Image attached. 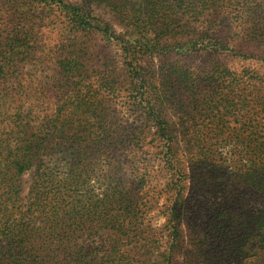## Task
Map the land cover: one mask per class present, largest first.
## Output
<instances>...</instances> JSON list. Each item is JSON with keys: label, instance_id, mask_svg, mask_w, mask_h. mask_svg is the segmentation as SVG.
Segmentation results:
<instances>
[{"label": "rangeland", "instance_id": "1", "mask_svg": "<svg viewBox=\"0 0 264 264\" xmlns=\"http://www.w3.org/2000/svg\"><path fill=\"white\" fill-rule=\"evenodd\" d=\"M59 1L0 0V5L8 9L14 8L13 5L20 8L18 13L13 10L0 13V21L4 24L2 19L9 18L6 28L25 40L30 39V44L34 45L31 65L25 66L24 72L31 69L45 75L38 87H63L65 82H54L58 70L53 64L59 57L79 60L78 71L82 75L77 79L83 82L76 81L71 87H82L90 92L86 100L91 112L82 119L76 112L73 114L76 119L70 136L82 146L74 145L75 153L81 156L70 162L67 169L68 173L74 168L82 171L73 179L77 190L76 207L88 208L91 218L96 219L117 214L121 225L124 224L122 219L129 217L133 230V233L127 232L123 225L125 232L122 229L116 236H109L112 231L105 234L97 229L89 244L107 248L115 243L117 251L135 258L133 264H186L187 252L199 245L200 237L208 231L209 220L228 211L237 232L229 241L236 244L221 245L215 257L219 264H247V151L240 146L247 135L243 127L247 117H233V103L226 98L230 81L236 74L247 78L250 71L258 69L260 53L247 44V36L231 29L230 20H224L227 9L234 11L239 3L231 0L225 4L218 0L217 7H223L213 11L217 10L220 15L217 25L225 27L220 37L235 45L237 53H251V60L235 58L231 52L218 49L182 51L181 45L188 37L185 28L209 23L208 12L215 8L205 6L201 0H61L86 11L89 23L86 28L73 26L68 20L70 10ZM191 6L197 8V12L194 13ZM202 8L205 10L200 13ZM103 25L141 47L133 64L128 62L129 55L118 40L98 30V26ZM189 35L196 36V33ZM165 44L171 48L163 47ZM137 63L143 69L149 67L148 70L134 75L132 67ZM167 76L172 81L187 83L185 87L173 88L168 99L177 112L183 106L178 112L179 120L192 123L188 128L189 136L198 141L191 160L192 151H188L184 141H179L181 136L172 142L173 152H169L166 131L150 111L160 100L154 93L169 88L157 87L158 83L163 85L167 81ZM218 78L222 79V84L215 87L213 84ZM198 80L210 84L188 87ZM237 88H240L237 95L246 89ZM216 110H220L218 116L222 125L218 135L206 128V116ZM79 127L85 130L86 142L77 132ZM205 135L222 136L225 141L212 146L217 140L210 144ZM63 156L70 154L58 157ZM204 165L208 171L221 168L218 171L226 174L230 183L221 189V180L212 182L209 184L212 192L199 194V176H196L199 172L195 169ZM193 170L196 177L191 175ZM213 174L214 179L218 177ZM30 176L31 173L22 176L24 193L28 190ZM114 185L118 186V196L109 194V187ZM176 195L186 203L179 237L169 234L168 224L170 205ZM108 201L111 205L105 206ZM239 236L242 243H238ZM143 244L147 247L143 248ZM142 250L148 252L147 260L139 255Z\"/></svg>", "mask_w": 264, "mask_h": 264}, {"label": "trees", "instance_id": "2", "mask_svg": "<svg viewBox=\"0 0 264 264\" xmlns=\"http://www.w3.org/2000/svg\"><path fill=\"white\" fill-rule=\"evenodd\" d=\"M204 1L201 0L205 6L215 7L208 12L210 21L196 28L195 26L185 28L184 33L188 34V37L181 45L184 47L182 51L189 53L218 49L222 52H231L235 58L251 60V53L248 51L247 55L237 53L235 45H230L229 40L220 37V32L225 27L217 25L220 15L217 10L213 11L218 0H209L208 3ZM230 1L223 0L220 3L226 4ZM234 1L236 4L239 3L238 8L234 11L227 9L224 20H230L231 29L236 30L238 35L247 36V44L260 53L257 57L260 63L258 69L250 71L247 78L238 74L232 78L226 100L233 103V117H247L243 122L247 135L240 143L247 151V264H264V0ZM59 4L70 10L68 20L73 26L78 28L89 26L85 10L81 11L77 5L61 0ZM13 7L8 9L0 5V13L4 14L11 10L20 12L17 5ZM222 7L218 5L217 9L220 10ZM189 8L194 13L197 12L196 7ZM204 10L202 8L200 13ZM2 20L4 24L0 21V264H133L135 258L130 257L128 253L117 251L115 243L107 248L100 245L92 247L89 244L97 229H100L101 233L112 231L109 236H116L124 225L127 232L133 233L131 218L125 217L120 220L124 223L121 225L118 224L120 218L117 214L96 219L91 218V210L88 208L76 207L77 190L73 179L82 171L77 172L78 170L74 168L68 173L67 169L70 162L81 156L75 153L74 145H77V148L82 146L70 136L76 119L73 114L76 112L82 119L89 117L91 112L86 100L90 92L82 87H71L76 81L80 82L79 84L83 82V79L82 81L77 79L82 75V72L78 71L79 60L68 56L59 57L57 63L53 64L58 70L54 82H65L63 87H38L45 75L31 72V69L24 72V67L31 65L34 45L30 44V39L25 40L19 33L6 28L9 18ZM98 30L118 40L129 55L128 62L133 64L135 55L141 51L136 41L122 39L111 27L105 25L98 26ZM191 33H196L197 37L190 36ZM163 47L171 48L168 44ZM131 54L134 56L130 57ZM147 68L149 67L143 69L137 63L133 65L132 72L139 75L148 70ZM143 77L140 82L144 87ZM160 84L158 83L157 87L169 88L159 89L154 93L155 98L160 100L153 104V110L150 111L161 128L166 131L169 152L172 154L171 144L181 136L182 139L179 141H184L188 151H192L189 155L191 160L192 154L197 150L195 145L198 141L189 136L188 128L192 123L188 120L180 121L178 112L182 111L183 106L179 107L177 112L174 104L168 99L173 88L175 90L176 87H185L187 83L172 81L170 76H167V81L162 83L163 85ZM209 84L198 80L188 87H207ZM221 84L222 79L218 78L213 85L217 87ZM237 87L246 89H241L242 93L237 95L240 89ZM219 111L216 110L215 113L206 116V128L213 131L214 135H218L222 126ZM77 132L83 142H86L84 128L79 127ZM205 138L210 144L217 140L212 146L225 141L222 136L205 135ZM67 153L70 156L58 157ZM220 169L208 171L205 165L195 169L197 173L199 172L196 175L199 176L197 181L200 184L199 194L212 192L209 189L212 182L221 180V189L230 183L226 174H220L218 171ZM190 172L194 176V170ZM30 173L28 190L24 193L25 180L22 176ZM213 173L218 177L214 179ZM117 188L116 185L110 186L109 194L118 196ZM185 204V201L176 195L170 205L169 234L174 237L180 236ZM110 205L111 202L108 201L105 206ZM232 219L228 211L210 219L211 222L207 224L208 231L200 237L199 245L187 252L186 264H219V259L215 257L217 249L221 245L229 247L228 243L236 244L229 241L233 234L237 233L233 222L230 221ZM226 231L227 233H224ZM240 238V236L237 238L238 243L243 242ZM146 247L147 245L143 244V248ZM142 251L143 253L139 255L143 260H147L148 252ZM141 258L139 260H142Z\"/></svg>", "mask_w": 264, "mask_h": 264}]
</instances>
